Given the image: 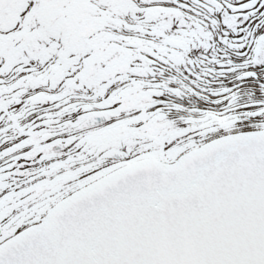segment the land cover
<instances>
[{"label": "snow or ice", "instance_id": "snow-or-ice-1", "mask_svg": "<svg viewBox=\"0 0 264 264\" xmlns=\"http://www.w3.org/2000/svg\"><path fill=\"white\" fill-rule=\"evenodd\" d=\"M0 264H264V0H0Z\"/></svg>", "mask_w": 264, "mask_h": 264}]
</instances>
